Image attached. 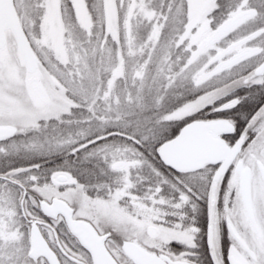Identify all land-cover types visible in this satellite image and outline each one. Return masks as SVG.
<instances>
[{"label": "snow or ice", "instance_id": "1", "mask_svg": "<svg viewBox=\"0 0 264 264\" xmlns=\"http://www.w3.org/2000/svg\"><path fill=\"white\" fill-rule=\"evenodd\" d=\"M0 264H264V0H0Z\"/></svg>", "mask_w": 264, "mask_h": 264}]
</instances>
